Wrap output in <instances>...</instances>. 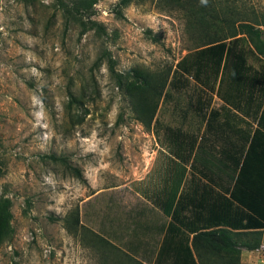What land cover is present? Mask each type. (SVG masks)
<instances>
[{"label":"rangeland","instance_id":"rangeland-1","mask_svg":"<svg viewBox=\"0 0 264 264\" xmlns=\"http://www.w3.org/2000/svg\"><path fill=\"white\" fill-rule=\"evenodd\" d=\"M72 1L0 0V200L11 213L0 264H150L130 249L140 225L165 218L150 194L178 150L166 128L199 135L197 95L220 100L189 77L168 87L146 127L125 84L136 67L168 72L183 59L200 63L202 78L212 68L181 11L97 0L75 15ZM249 2L264 10V0ZM69 93L81 102L69 104Z\"/></svg>","mask_w":264,"mask_h":264},{"label":"crops","instance_id":"crops-1","mask_svg":"<svg viewBox=\"0 0 264 264\" xmlns=\"http://www.w3.org/2000/svg\"><path fill=\"white\" fill-rule=\"evenodd\" d=\"M216 98L213 129L198 116L199 135L187 132L197 137L193 149L183 137L181 150L167 157L162 183L150 194L168 202L165 209L155 206L165 218L137 228L134 257L170 264L185 253L195 230L227 229L238 244L254 243L251 232L260 231L258 248L239 245V264H264V98L256 112Z\"/></svg>","mask_w":264,"mask_h":264},{"label":"trees","instance_id":"trees-1","mask_svg":"<svg viewBox=\"0 0 264 264\" xmlns=\"http://www.w3.org/2000/svg\"><path fill=\"white\" fill-rule=\"evenodd\" d=\"M23 1L29 3L31 0ZM131 1L120 0V3L127 5ZM72 2L71 12L82 15L86 11H91L97 0ZM157 3L167 10L182 12L185 18V31L196 44L195 54L209 62L213 76L202 78L200 63L184 65L183 59L168 72L134 68L132 70L134 80L125 84V91L136 119L150 127L160 98L169 96L168 87L179 90L189 81V77L205 86L210 94L217 95L225 105L243 112L248 106L256 112L264 98V10L257 9L249 0H207L206 5L200 0H157ZM62 4L69 13L66 4L64 2ZM249 56L258 59L259 65L249 63ZM69 96V104L81 102L73 93H69ZM210 101L211 96L198 94L191 109L197 116L207 117L206 126L213 129L212 121L216 111L210 106ZM77 120L81 121V118L77 116ZM166 129L178 151V146L181 150L183 137L189 142V149H193L196 136L184 134L179 128ZM50 157L58 160L56 156ZM74 171L75 176L81 178L80 171L77 169ZM172 202L169 201L170 204ZM167 203L155 200V205L162 209H165ZM9 205L7 199L0 200V243L9 234L11 217ZM73 221L78 223L76 216ZM194 233L190 244L188 240L186 241L185 253L177 258L172 257L170 264H239V247L247 249L259 247L260 231L251 232L255 239L252 244H238L232 240L230 230L227 229L195 230Z\"/></svg>","mask_w":264,"mask_h":264},{"label":"clouds","instance_id":"clouds-1","mask_svg":"<svg viewBox=\"0 0 264 264\" xmlns=\"http://www.w3.org/2000/svg\"><path fill=\"white\" fill-rule=\"evenodd\" d=\"M200 2H201L202 4H204V5L207 4V0H200Z\"/></svg>","mask_w":264,"mask_h":264}]
</instances>
